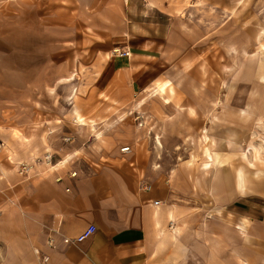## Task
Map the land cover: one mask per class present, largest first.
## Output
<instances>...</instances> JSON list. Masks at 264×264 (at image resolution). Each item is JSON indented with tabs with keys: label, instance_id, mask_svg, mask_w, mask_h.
I'll use <instances>...</instances> for the list:
<instances>
[{
	"label": "crops",
	"instance_id": "crops-1",
	"mask_svg": "<svg viewBox=\"0 0 264 264\" xmlns=\"http://www.w3.org/2000/svg\"><path fill=\"white\" fill-rule=\"evenodd\" d=\"M49 1L56 0H41ZM104 1L81 0L90 26L79 21L88 30L102 25L104 35L113 34L111 21L113 14L120 18L122 0H110V7L120 3L119 11L107 9ZM13 22L15 34L31 33V26ZM168 34L178 64L174 78L167 79L184 83L175 89H208L210 73L215 90H222L224 75H234V69L195 61L191 49L176 57L185 31ZM119 49L129 56L112 51L104 56L111 75L98 91L107 92L101 104L106 113L31 115L23 129L0 131V264H264V190L241 194L230 160L220 157L238 152L240 132L252 120L246 126L233 107L225 115L229 100L217 98L210 100V112L202 109L205 100L188 97L127 103L131 84L139 86L141 77L150 78L143 83L147 91L160 80L150 67L160 56L146 43ZM76 94L77 85L72 98ZM252 105L255 101L247 106ZM129 106L134 125L122 134L119 127L130 114L120 113ZM203 130L217 147L228 145L215 148L211 159L203 149ZM20 164L28 170L19 173ZM91 224L90 236L63 242Z\"/></svg>",
	"mask_w": 264,
	"mask_h": 264
},
{
	"label": "rangeland",
	"instance_id": "rangeland-1",
	"mask_svg": "<svg viewBox=\"0 0 264 264\" xmlns=\"http://www.w3.org/2000/svg\"><path fill=\"white\" fill-rule=\"evenodd\" d=\"M82 3L81 0L48 3L41 0H0V131L13 126L23 129L24 121L31 115H70L76 111L86 116L106 113L101 104L108 96L107 92L98 91L111 75L105 54L108 51L114 53L113 47L119 49L128 45L131 48L146 43L160 56L150 67L158 70L154 76L160 80H155L153 86H161V98L166 99H163L165 102L174 96L176 99L205 100L202 109L210 112V100H229L227 105L230 107H224L225 115L233 107L234 111H240L246 126L252 120L250 129L240 132L242 139L238 152L221 153L220 157L230 160L241 194L251 191L250 178L253 177L256 179H252V190L263 191L264 0H122L120 18H114L113 14L111 21L113 34L105 35L100 24L99 31L87 29L89 19L84 15ZM120 3L111 7L119 11ZM103 4L107 9L111 8L110 0ZM54 17L58 19L55 21ZM14 20L31 26L27 27L31 33L27 32L26 37L23 31L15 34L13 30L17 29L14 27L17 23ZM119 27L120 32L116 33ZM176 28L186 34L180 38L182 44L176 48V57L191 49L196 53L195 61L202 58L208 66L234 69V75H224L222 90H215L217 87L210 82V73L207 74L206 86L211 87L200 91H177L175 84L184 83L178 79L174 84L167 79L174 78L178 64L168 34ZM249 68H254L256 74L248 75ZM213 76L216 78L218 75ZM141 78L142 86L131 84L127 103L156 98L150 97L153 86L150 91L143 90V85H146L143 83L150 79L148 75ZM76 85L77 94L72 98V89ZM251 101H255L256 107L247 106ZM176 109L182 111L183 107L177 106ZM250 110L255 112L247 113ZM126 111L120 113L130 114L119 127L122 134L128 133L134 125L131 120L135 115L134 107L129 106ZM78 113H75V119ZM203 132V149L207 141H211L212 152L215 148L222 150L228 146L225 143L217 147L216 139L206 134V130ZM209 206L217 204L210 202Z\"/></svg>",
	"mask_w": 264,
	"mask_h": 264
},
{
	"label": "built area",
	"instance_id": "built-area-1",
	"mask_svg": "<svg viewBox=\"0 0 264 264\" xmlns=\"http://www.w3.org/2000/svg\"><path fill=\"white\" fill-rule=\"evenodd\" d=\"M114 53L119 56V57H128L129 56V50L126 49H115ZM122 152L128 151V147H122L120 149ZM29 166L25 164H20L19 166V173L26 172L28 170ZM95 231V226L94 225H88L82 232H80L78 235H76L73 238H63V242L65 243H77L85 239L86 237L90 236L93 232ZM47 243L49 245H52V239L48 238ZM43 260H46V257H43Z\"/></svg>",
	"mask_w": 264,
	"mask_h": 264
},
{
	"label": "bare ground",
	"instance_id": "bare-ground-1",
	"mask_svg": "<svg viewBox=\"0 0 264 264\" xmlns=\"http://www.w3.org/2000/svg\"><path fill=\"white\" fill-rule=\"evenodd\" d=\"M114 50L115 49H113V52H114ZM161 91H162V88H161V86H153L152 87V89H151V96H159V97H161ZM164 99V98H163ZM165 101H166V99H164ZM77 118H78V116H77ZM75 120H78V122H80V124H82V125H84L85 124V122H84V120H82V119H80V118H78V119H75ZM92 126V125H91ZM97 132V131H96ZM43 135V134H42ZM231 136V135H230ZM22 142V141H21ZM25 142V141H24ZM34 147V146H33ZM205 147V150L208 152V156H209V158L211 157V158H213V156H212V144H211V141L210 142H208L207 141V143H206V145L204 146ZM24 151V150H23ZM210 158V159H211ZM64 159H67V157H65ZM63 159V160H64ZM62 160V161H63ZM15 162V161H14ZM205 164V163H204ZM252 179H256V178H250V182H251V186H250V190H252Z\"/></svg>",
	"mask_w": 264,
	"mask_h": 264
}]
</instances>
